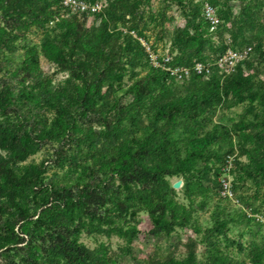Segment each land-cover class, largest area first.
<instances>
[{
    "label": "trees",
    "instance_id": "trees-1",
    "mask_svg": "<svg viewBox=\"0 0 264 264\" xmlns=\"http://www.w3.org/2000/svg\"><path fill=\"white\" fill-rule=\"evenodd\" d=\"M126 5V0H111L106 15L114 17L117 9L127 14ZM45 9L44 0L32 6L27 0H0V258L2 264H107L101 245L89 248L79 235L113 234L128 246L138 231L131 222L132 206L146 201L155 215L149 233L167 234L180 225L175 205H168L170 220L160 224L166 192L173 194L163 176L190 171L205 176L214 155L209 147L219 134L211 126L215 107L231 91L247 90L249 77L240 64L222 79L214 67L206 80L192 73L179 84L160 71L131 85L130 100H114L103 87L121 79V58L130 49L142 50L139 42L128 32L121 41L104 20L88 30L81 21L59 19L48 30ZM198 15L206 24L201 10ZM232 27L234 34L249 32L264 43V24L250 7L239 9ZM196 28L179 66L205 50L218 56L226 50ZM40 56L53 72L41 69ZM56 73L62 78L51 79ZM22 125L28 127L24 139L15 133ZM261 133L242 154L248 173L264 180ZM37 142L50 151L38 162H26ZM228 216L222 214L217 226ZM262 252L264 244L249 249L252 264ZM209 264L227 263L212 254Z\"/></svg>",
    "mask_w": 264,
    "mask_h": 264
},
{
    "label": "rangeland",
    "instance_id": "rangeland-1",
    "mask_svg": "<svg viewBox=\"0 0 264 264\" xmlns=\"http://www.w3.org/2000/svg\"><path fill=\"white\" fill-rule=\"evenodd\" d=\"M37 1L27 0V4L32 6ZM83 1H96L100 11L68 9L59 0H44L45 10L50 11L45 27L52 29L56 20L60 19L81 21L88 30H94L104 20L109 29L119 32L121 41L126 32H131V36L134 34L142 41L139 43L142 50L130 49L121 58L124 69L121 79L103 87L105 95L114 100H130L127 90L131 85L137 87L141 77L161 71L152 65L148 52L155 54L157 63L168 56L169 63L177 65L178 58L186 55L184 50L192 46L193 42L187 37L196 27L201 37L210 39L214 46L222 44L232 50L250 46V50L244 57L242 67V72L249 77L247 90L237 89L224 95L211 118V126H216L219 134L209 147L214 155L209 159L208 172L204 177L197 176L194 171L185 173V176H163V185L173 189V194L166 192L167 206L160 216V224L170 220L168 205H175L179 207L176 218L180 225H173L167 234L162 231L149 233L153 227L151 218L155 215L149 213L151 205L146 201L140 208H137V204L132 206L134 214L131 222L135 223L138 231L128 246L113 234L82 232L79 241L89 248L101 245L109 257L107 264H209L212 254L227 264H252L248 257L249 249H257L264 244V180L258 174L248 173L243 166L246 158L242 153L256 142L254 136L258 132H262L259 140L264 147V43L259 36L249 32L234 34L232 22L239 9L248 6L258 21L264 24V0H126L125 10L128 13L117 9L113 12L114 17L106 15L111 12L108 7L111 0ZM205 1L213 5L219 19L218 26L212 31L198 15ZM30 36L37 39L34 33ZM259 52H262V59ZM211 54L205 50L202 55L191 57V62L200 59L208 64L209 70L203 75V80L210 77L214 70L213 62L217 54ZM39 65L47 74L54 70L53 65L42 56L39 57ZM163 74L174 83L182 82ZM62 76V73H56L51 74L50 78L56 80ZM15 133L18 138L24 139L28 127L18 126ZM190 148L181 149V155ZM34 150L26 162H38L50 151L49 146L41 142L34 145ZM225 154L230 156L228 170L227 157H223ZM50 174L51 171L47 170L46 176ZM58 176L61 180L60 172ZM220 178L227 180L230 197L222 195ZM176 180H180V186L174 189L171 184ZM225 212H228L229 219L218 227L217 223ZM256 262L264 264V252Z\"/></svg>",
    "mask_w": 264,
    "mask_h": 264
},
{
    "label": "built area",
    "instance_id": "built-area-1",
    "mask_svg": "<svg viewBox=\"0 0 264 264\" xmlns=\"http://www.w3.org/2000/svg\"><path fill=\"white\" fill-rule=\"evenodd\" d=\"M59 2L61 5L68 9H78L85 12L100 11V6L96 1L89 3L83 0H59ZM200 10L202 18L206 22L209 31L214 30L219 24V19L215 13L214 8L205 1L201 4ZM132 37L137 39L140 44L142 43V41L139 38H136L134 34H132ZM249 50L250 46L235 50L226 49L222 54H220L219 56L217 55L213 62L217 74L221 77H224L234 71L236 64H240V66L243 67L242 62ZM147 55L153 66L160 68L161 71L166 75H169L172 78L181 81H184V79L186 80L192 73L204 75L209 70L208 64L199 60H194L186 66H172L169 63L170 59L168 56L161 58L160 62L157 63L155 60V54H153L152 52H148ZM222 67H224V69H222ZM227 159L226 170H228V167H230V156H227ZM219 181L220 187L222 189V195H227L228 197H230V187L227 180L225 178H220Z\"/></svg>",
    "mask_w": 264,
    "mask_h": 264
},
{
    "label": "water",
    "instance_id": "water-1",
    "mask_svg": "<svg viewBox=\"0 0 264 264\" xmlns=\"http://www.w3.org/2000/svg\"><path fill=\"white\" fill-rule=\"evenodd\" d=\"M180 186V180H176L174 181L172 184H171V187L172 188H178Z\"/></svg>",
    "mask_w": 264,
    "mask_h": 264
}]
</instances>
